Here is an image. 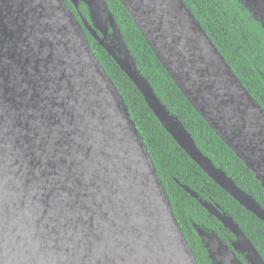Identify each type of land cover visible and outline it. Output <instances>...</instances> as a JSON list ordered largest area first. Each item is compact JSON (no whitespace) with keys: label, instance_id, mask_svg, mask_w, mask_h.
<instances>
[{"label":"water","instance_id":"obj_1","mask_svg":"<svg viewBox=\"0 0 264 264\" xmlns=\"http://www.w3.org/2000/svg\"><path fill=\"white\" fill-rule=\"evenodd\" d=\"M0 0V264H198L146 147L85 31L162 128L239 205L264 210L197 148L141 74L104 0ZM192 108L264 189V110L183 0H119ZM264 30V0H238ZM234 239L194 228L211 264H264L218 206L181 186ZM238 255H241L243 261Z\"/></svg>","mask_w":264,"mask_h":264},{"label":"trees","instance_id":"obj_2","mask_svg":"<svg viewBox=\"0 0 264 264\" xmlns=\"http://www.w3.org/2000/svg\"><path fill=\"white\" fill-rule=\"evenodd\" d=\"M141 74L157 97L182 123L200 152L224 171L237 187L264 210V189L255 176L228 149L192 108L147 45L119 0H104ZM243 86L264 110V30L238 0H183ZM66 5L75 18L88 20L85 6L76 10ZM96 59L122 97L162 182L175 218L198 264H211L195 228L216 233L224 243L234 236L181 186L198 198L218 206L232 217L264 261V222L239 205L218 187L162 128L144 98L109 54L85 31ZM237 257L243 261L242 256Z\"/></svg>","mask_w":264,"mask_h":264},{"label":"flooded vegetation","instance_id":"obj_3","mask_svg":"<svg viewBox=\"0 0 264 264\" xmlns=\"http://www.w3.org/2000/svg\"><path fill=\"white\" fill-rule=\"evenodd\" d=\"M94 39V38H93ZM228 241L230 242L231 241V239L230 238H228ZM229 242H228V244H229ZM241 256V255H240Z\"/></svg>","mask_w":264,"mask_h":264}]
</instances>
